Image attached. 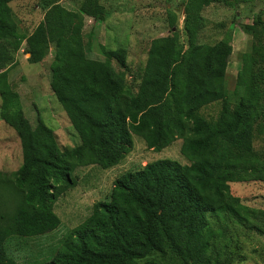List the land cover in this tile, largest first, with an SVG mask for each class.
Listing matches in <instances>:
<instances>
[{
    "label": "trees",
    "instance_id": "16d2710c",
    "mask_svg": "<svg viewBox=\"0 0 264 264\" xmlns=\"http://www.w3.org/2000/svg\"><path fill=\"white\" fill-rule=\"evenodd\" d=\"M11 1L0 0V117L19 138L21 164L13 172L0 171V183H11L21 202L12 215L0 216V264H21L8 253L10 237L33 238L58 228L54 204L75 186L76 168L119 164L133 147V135L156 152L181 139L187 163L163 158L122 173L109 200L93 202L90 214L60 237L48 260L35 264H173L166 258L228 264V241L216 244L214 238L226 239L232 224L264 234V212L242 204L229 186L264 182V154L253 147L264 120L262 13L246 27L253 42L241 57L234 103L225 87L231 43L199 41L203 8L248 0H186L185 42L173 30L177 17L169 11L170 34L150 41L136 92L126 85L125 48L102 47L104 60L86 55L84 18L98 23L107 16L99 0H79L76 9L45 1L42 19L27 35L18 31ZM22 43L30 63L41 62L53 47L49 85L79 144L60 147L40 117L35 126L25 117L7 78ZM215 102L220 110L208 119L201 110Z\"/></svg>",
    "mask_w": 264,
    "mask_h": 264
},
{
    "label": "rangeland",
    "instance_id": "374dc122",
    "mask_svg": "<svg viewBox=\"0 0 264 264\" xmlns=\"http://www.w3.org/2000/svg\"><path fill=\"white\" fill-rule=\"evenodd\" d=\"M45 1H58L68 9H76L79 0H13L9 3L14 13L18 31L29 34L43 16ZM107 10L102 22H94L85 17L83 37L87 57L104 60L102 47L126 50V85L136 92L142 69L145 65L149 43L153 38L170 34L168 12L176 15L177 21L173 30L183 33L184 3L186 0H99ZM262 13L264 20V0H248L233 7L213 3L203 8L201 14L204 27L199 41L213 44L219 40H228L232 53L227 65L225 87L227 97L234 103L238 94L235 92L237 72L241 69V57L249 53L253 42L250 25L253 16ZM25 44L15 54V64L7 69V78L13 90L18 93L19 105L31 126H35L37 117L53 130L60 147L79 144L67 115L55 99L50 88V64L53 59V47L46 57L38 63H30L25 53ZM112 64L118 69L114 60ZM12 65V64H11ZM220 110V102H215L201 110L206 118H215ZM260 131L255 134L253 147L264 154V120H261ZM257 131V132H258ZM256 132V133H257ZM133 147L117 165L103 169L97 165L78 167L72 173L75 186L60 195L54 212L60 218L57 229L45 235L33 238L10 237L6 242L8 253L21 264L43 263L50 257L51 251L57 248L60 237L69 229L80 224L89 214L93 202L109 200V193L116 177L126 171L142 168L146 163L168 158L181 164L187 160L180 154L181 139L156 152L148 149L142 138L132 136ZM21 164V147L16 132L0 117V171H15ZM230 192L239 197L242 204L264 212V182L229 183ZM21 202V195L12 184L0 183V216L12 215ZM263 217L260 216V219ZM214 221V218H213ZM0 225H4L1 222ZM215 224L213 223V227ZM232 230L226 239L214 238L216 244L228 241L225 251L232 254L228 264H264V234L253 231L245 225L232 224ZM220 240V241H219ZM56 246V247H55ZM173 264H180L166 258ZM139 264H143L140 261Z\"/></svg>",
    "mask_w": 264,
    "mask_h": 264
},
{
    "label": "water",
    "instance_id": "95a60500",
    "mask_svg": "<svg viewBox=\"0 0 264 264\" xmlns=\"http://www.w3.org/2000/svg\"><path fill=\"white\" fill-rule=\"evenodd\" d=\"M27 55H28V54H27ZM28 56H29V55H28ZM28 56H27V57H28Z\"/></svg>",
    "mask_w": 264,
    "mask_h": 264
}]
</instances>
